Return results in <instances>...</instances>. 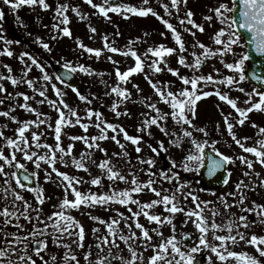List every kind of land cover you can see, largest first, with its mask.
<instances>
[{
  "label": "snow or ice",
  "instance_id": "obj_1",
  "mask_svg": "<svg viewBox=\"0 0 264 264\" xmlns=\"http://www.w3.org/2000/svg\"><path fill=\"white\" fill-rule=\"evenodd\" d=\"M85 2L94 9H98L99 13L103 14L106 18L109 12L119 13L128 18V14H135L140 17H147L149 14L156 17L167 30H170L172 38L177 45V48L167 47L163 44L157 47H149L147 52L144 54L147 56L149 53L153 59L147 64L148 72H144L145 64L144 60L135 50L128 47L127 51L119 49L113 46L109 42L107 35L103 36L104 47L112 53H120L124 56L131 55L135 58L134 66L128 68L124 72H121L119 68H116V76L119 82L128 83L129 77L136 73H144L145 79L153 89L154 94L158 98L159 102L170 106V112H163L156 102H152L151 97L140 99L136 101L148 109H151L154 115L142 114L144 119L138 126L137 131L142 135H130L128 131L121 125L107 121L103 113L92 108L85 110L86 118L88 123H82V117L78 114V111L70 107L65 102V95L55 83L51 84L52 89L55 92L57 99H48L46 95V85L37 88L36 82L33 79L26 78L28 73L31 71V67L35 66L40 69L42 73V80L49 82L52 77L44 71V67L37 60L36 57L28 52H24L20 55L19 59L24 67L21 70V75L16 77L12 75V69L9 65H4L9 73L7 76L0 73V81L8 80L13 86L18 84H26L31 89L34 95L29 96L24 92H16L15 96L12 93H7V98L15 100L16 97H22L23 103H20L19 108L26 112L33 113L37 117L35 120H24L18 121L17 117L11 115L15 111V107L10 105L7 110L0 111V117H6L12 122L17 124L14 129L15 138L12 136H6L4 128H7V124L0 126V138L3 139L4 144L0 145V175L4 177L15 178V183L20 189H25L35 194L34 199L36 206L33 205L24 198L21 192L11 187L10 181L4 179L3 187H0V199L5 204L0 208V264H37V259L40 264H57V255L48 252L49 238L51 239L52 245L57 248H64L65 251L60 257V264H79L77 255L72 250L71 244L74 243L77 248H84L85 240V229L84 226L70 214V210H79L83 205L85 208H96L101 207L108 210L114 205H120L127 209L130 214L128 216L125 213L120 212L119 209L113 208L115 215L108 220H104L101 217L95 215H89V218L100 224H104L106 227L107 235L97 237V247L111 246L119 248L117 241L123 242L128 246L130 258L125 259L120 256H112L111 247L109 248L108 256L98 257L96 264H110V258L118 259L121 264H140L143 262V252L141 249L146 250L151 247L153 255L148 258V264H193L194 255L201 251V248L209 249L214 253L217 259L221 262H226L230 258H236L243 264H260V261L255 257L249 256L244 252H235L228 250V243L235 245L240 241L245 240V234L238 231L240 227L249 228L257 223V220L249 221L246 215H239L238 217L230 209L233 206L244 205L247 199L246 190L254 191L257 186L264 187V180L259 182V185L255 183L245 184L243 180H240L235 184L236 191L221 194L217 199L220 207L212 206V201L200 200L199 196L195 194L194 190L189 189L188 181H181L180 172L173 171L177 167L175 161H171V167L167 170H160L159 172L153 171V167L156 161L152 157L147 159L137 156L138 165H147V168H136L133 169L131 165V158L126 150V144L122 143L118 136L123 137V140L130 142L134 147L136 153L142 151V142L144 139L143 134H147L149 137L152 136L150 131L152 126H155L165 137H169L168 143L170 146L175 148H182L185 139L191 144V148L188 149L187 154L184 155L183 160L180 162V169L185 172H199L204 166L205 158L207 157L210 163L208 164V176H214L218 171L226 169L229 164H234L238 159L242 165H246L249 170L253 169V160L247 159L245 156L240 155L233 157L220 152L216 148L217 141H212L211 145L207 140H197L193 137V130L202 133L205 137L208 136V130L205 127H197L193 123V118L196 115L197 102L203 98L215 95L220 101L226 102L231 106L232 109L238 114V118L235 119V123L230 119L231 113L224 116V123L228 131L229 136L238 145L243 152L253 154L256 157V161L264 166V139L257 141L254 146H246L243 141L249 139V137L237 138L234 131V127L244 125L248 119V114L256 111H264V90H258L253 88L251 92L246 93L247 99L244 104L250 105L248 107H239L238 98H230L227 92H221L219 88H215L213 91H206L200 85H238L240 82L245 81L248 77L245 75V62L249 61V52L245 51L239 54V58L234 62L225 63L223 56L226 53H231L236 56L234 52V46L243 47L244 44L249 45L257 54L264 56V0H232L231 6L228 3L221 2L213 9H210L213 15L205 16L203 19L212 21L213 17L219 21L222 25L213 36V43L217 46L212 48L206 46L204 43L194 41L191 45L193 49L199 48L202 51L197 54L195 51L191 53L193 60L188 61L185 53L188 51L185 41L182 38L181 32L169 21L165 19L153 7L149 5V0H142V5L139 7L131 5H109V0H104L103 5L94 3L93 0H85ZM4 5L10 7L11 10L15 11L21 6H37L39 5L44 10L50 8V5L46 0H2ZM187 0H170V7L168 3L161 2V7L164 12L170 17L172 15L171 9H175L177 13L180 12L181 4L186 5ZM68 9L67 4H59L55 8L57 19L60 23L54 24L53 29L56 30V34L52 35V39L55 40L58 36H71L70 28L67 26L70 21L66 15ZM72 11L80 17L85 19V15L82 14L78 8L73 7ZM193 13L191 10H186L183 18L179 19L180 25H191V27H184V31L191 34L193 37L196 36V32H204L202 24L196 23L192 19ZM4 18V12L0 9V21ZM17 23H22L19 17L16 18ZM63 25V27H61ZM90 27L92 33L96 32L95 27ZM247 32L249 37H246L242 43V32ZM3 29L0 28V33ZM117 35L119 33L117 32ZM145 35H148L145 33ZM161 36L165 33L161 32ZM139 39V38H137ZM37 42L41 44L42 48L51 50L49 44L43 42L40 37L36 38ZM0 41H3L5 47L0 54L7 55L8 57L13 56V52L7 47L13 43L12 40L5 38L3 34H0ZM19 43V41H15ZM134 41H129V45L133 44ZM78 47L87 52L88 54H94L95 57L99 58L102 55L101 49H93L87 47L82 42L77 41ZM177 55V64L183 68L190 69L192 75H181L179 68H173L168 66L170 61L168 57L171 55ZM221 57V63L224 67L238 74V80L235 76H226L219 78L211 73L207 75H197L202 66L212 57ZM27 57V61H25ZM111 61V56L108 57ZM30 62V63H29ZM116 63V62H113ZM64 67L69 71L65 73V76H70L79 69L80 72L92 74V71L84 65L73 66L71 63L66 62ZM167 71L173 76H176L182 84L185 86L182 89L173 92L168 82H161L159 80H153L150 73H161ZM215 72H219L218 69H214ZM99 75H103L100 73ZM253 78L258 82H264V76L253 74ZM55 79L61 84H66V80L61 76H56ZM103 82V81H102ZM190 86V87H188ZM67 87H72L71 84H67ZM137 92L141 91L138 85L133 84ZM76 93L80 101H84L87 104H91L92 101L85 95L72 88ZM238 90L242 93L245 92L243 87H238ZM7 89L3 83H0V93H6ZM115 94L118 99L111 105V110L116 117L130 116V112L125 107L123 111L119 108L125 102L131 100L132 93L126 88L121 87L118 83L116 86L110 88V91L105 92V95ZM39 95L40 100H36L35 96ZM258 97V100L253 101L252 97ZM33 100L36 104L47 103L49 107L57 112V119L54 125L48 123V119L45 113L40 112L37 108L33 107L28 101ZM4 104V99L0 98V105ZM95 117V121L92 118ZM171 119L175 125L180 126L179 133L177 131H170L167 126V121ZM45 126L47 129H51L53 132L54 144H49L46 141L42 142L41 138L45 136V132L39 131L41 126ZM79 125L85 133L90 126L95 127L98 130V135H73L65 137L72 141H80L85 145V150L79 154V157L73 155L74 143H68L66 146L62 143V132L63 129L71 126ZM253 127L257 125L253 122ZM36 128L37 131L31 132V142H29L26 133L30 128ZM217 125V129H218ZM111 131L112 135L109 137L108 132ZM259 134L264 135V127H259ZM111 139L120 148V152H113L112 156H108L107 150L101 146L100 141H106ZM157 146L148 144L147 147L156 156H159L161 151L166 152L168 149L165 148L163 141H157ZM211 147V153H206V147ZM7 147L10 152L6 154L4 148ZM44 149L43 153L38 150ZM100 151L104 153V159L97 162L93 159V152ZM17 152H19L23 159L31 161L37 169L40 168L41 162L48 165L51 171L44 169L45 180H52V174L55 173L57 180V186L63 188L64 196L54 208L57 210L53 211L49 215L43 214L42 205L46 202L49 197L44 195L42 186L37 184L35 187H29L28 185L21 182L20 176L16 172H7L6 166L15 167L17 169H24L25 165L17 160ZM112 157H117L124 160V164L119 167L113 163ZM64 165L65 167L72 166L77 170H82L85 173L89 172V165H95L100 170V173L96 176H91L90 179L85 181L82 177L69 175L66 172L60 171L56 165L57 163ZM127 166V174L124 172V167ZM144 172L148 176V179L142 181L140 173ZM33 175H37L33 173ZM231 173L228 172L227 176ZM244 176H250V172H244ZM259 176V173H255ZM24 180H28L29 177L25 175ZM109 181V190L101 191L99 193L92 192H81L78 186L82 183H88L92 186H98L103 188V180ZM116 182H123L128 185L124 189H118L113 185ZM167 182L171 185V188H164L163 183ZM175 182V183H174ZM228 178L223 180V183L228 184ZM185 189H189L185 191ZM150 192L155 198L149 201H142L139 197L145 192ZM203 191V189H201ZM69 192L72 193L73 199L68 198ZM215 195V193H213ZM191 198L195 204V208H189L185 211L184 205L181 204V199L185 202ZM228 197H237L233 201H229ZM132 205L136 206L134 211ZM252 207H242L241 212H252L255 217L258 218L259 223L264 224V204H256L252 202ZM162 207L161 213L151 211L156 207ZM220 208H222L229 219L226 224H220L216 222L215 217L220 215ZM208 209L211 212V222L209 223V217L204 215L205 210ZM167 213V215H164ZM183 213L186 217L184 223L188 222V219H192V223L199 232L198 243L189 248L187 251L182 250L181 241L189 239L191 233L182 234L180 240L175 235L176 226L173 223L175 214ZM144 217L149 224L155 223L157 227L147 228L143 223L140 222V217ZM131 219L132 223H129ZM23 221V223L21 222ZM123 222V228L120 227ZM30 224L31 227L27 228L26 225ZM169 225L172 230V235L167 238L163 237V233L159 231V228ZM11 226L16 231H7L8 227ZM133 226L137 231L133 230ZM223 228L228 229V235H217V231ZM233 229H237L236 235H232ZM93 234L99 231V229H92ZM211 232L212 239L219 241V244L210 243L208 234ZM154 233L161 237V242L158 245L152 244ZM71 243L66 242L69 238H73ZM140 243L137 244L136 242ZM248 244L256 247L257 251L261 256H264V235L257 236L252 234L250 238L246 240ZM91 246L89 250L83 254V259L87 262L91 253ZM48 255L46 260L44 255ZM35 257V259H34ZM211 257H209V264Z\"/></svg>",
  "mask_w": 264,
  "mask_h": 264
},
{
  "label": "flooded vegetation",
  "instance_id": "obj_2",
  "mask_svg": "<svg viewBox=\"0 0 264 264\" xmlns=\"http://www.w3.org/2000/svg\"><path fill=\"white\" fill-rule=\"evenodd\" d=\"M120 1H121L120 5H131V6H136V7H139L142 5V0H120ZM93 2L103 5L104 0H93ZM161 2L168 3L169 7H170V0H149V5L151 7H153L154 10L156 12H158L161 16H163L165 19H169V21H174L173 25L177 28L178 31L181 32L182 38L184 39L186 47L188 48V51L185 53V55H186L189 62H191L193 60V57L191 56V53L193 51H195L197 54H199L202 51L199 48L193 49L191 47V45L194 43V41L202 42L206 46H209L212 48L217 47L213 43V36H214L215 32L220 27H222V25L219 23L218 20H216L215 17H213L212 21H207L203 18L205 16L213 15L212 12L210 11V9L215 8L221 2L228 3L231 6L232 0H187L186 5L181 4L179 13H177L175 9H171L172 15L170 17L168 16L167 13L164 12L163 8L161 7ZM64 4L68 5L66 15L69 17L70 20L71 19H73V20L79 19V21L82 20V19H80V17H78L72 11L73 7L78 8L79 11L82 14H84L86 18L88 15L90 17H92L93 15L104 16L103 14L99 13L98 9H94L90 5H88L85 2V0H67V2ZM0 9L3 10L4 15H5L6 14V12H5L6 7L3 5L2 0L0 1ZM9 9H8V11H9ZM186 10H191L193 13L192 19H194L196 23L202 24L204 27V32H202V33L196 29H193V31L196 32L195 37H193L191 34L184 31V27L190 28L191 25H183L182 26L179 23L178 16L180 18H183ZM110 14L113 16L122 18V19H128L129 20V24H128L129 27H130L131 23L135 20L136 17L140 18L141 23H142V27H140L138 29L139 30L142 29V32L138 31L137 33H134V34L131 32L129 34V36L131 38L128 39V42L132 41V38H135V37L141 39V36H142V38H144L143 46L141 47V52L143 53V55L147 52V49L149 47L154 48V47L159 46L157 41L158 40L160 41V39H162L165 42H169L171 47L177 48V46L173 45L170 42V38L172 36L170 30H167L166 28H164V25L156 17L152 16L151 14H149L147 17H140V16L135 15V14H128V18H125L124 15L119 14V13L112 14V12H111ZM18 15H19V18L22 21V23H17L16 19L10 22V19H12V18H10V16H12V14H10V12H8L6 14L4 22H8V25H7L8 27H7V29L4 28L2 33H0V34H3L5 37L14 36L15 40L19 41L18 44L22 46V50L19 52V54L15 55L14 57H8L7 61L4 60V62H3L4 64L1 68V71L6 70V73H7V69L4 67V65H9V64L15 68H19V67L23 68L24 65L21 63L19 57L22 53L28 52L37 58V60L44 67V71L47 72L50 77H52V80L49 82L43 81L42 80V73H41L40 69L36 68L35 66L31 67V71L28 73V76L26 78L33 79L36 82V85L38 83H42V85H46V88H47L52 83H55V84L57 82L60 83L59 81H57L55 79V77L58 76L55 69H54L55 65H59V66L64 67L65 63L68 62V63H71L73 66L84 65L85 67H87L85 65V63L83 62V60L82 59L80 60V57H78V55H76V57H73V55H71L69 53L68 45L66 43H64L63 41H61V44H62L61 51H55L53 49V43L55 44V42L58 41V39L53 40L51 38L53 34L51 31L50 25H51V22L53 20H51L50 18H47V19L44 18L45 20L41 21V19L44 17V15H40V14H39L40 18L39 17L35 18L36 16H33L35 19H33V17L29 18V19H23V18H21L20 13H18ZM52 15L54 17H56V13H51L49 16H52ZM55 19H57V18H55ZM24 20H27V21H24ZM24 22H27L26 25L29 26L30 28H26V25H24L25 24ZM161 32L165 33V35L161 36L160 35ZM145 33H147L148 35H145ZM136 35H139L140 37L136 36ZM37 37H40L43 42L48 43L51 50L49 51V50L42 48L41 44L38 43L36 40ZM245 38L246 37L242 36V38H241L242 43L245 40ZM72 43H73L72 39H71V41L68 40L69 48L73 49ZM245 51L248 52V45L247 44H244L243 47L234 46V52L237 53V55L233 56L231 53H226L223 56V60L225 63L234 62L236 59L239 58V54H242ZM57 55L63 56V58H65V61L57 58ZM144 57H145L146 61H148V62H151V60L153 59V57L150 53L147 56L144 55ZM14 58H17V65L16 66H15V63L13 61ZM9 60H10V63H9ZM168 60L170 61L168 66L173 67V68H179L181 75L191 76L193 74L190 69L183 68L177 64V55L176 54H173L170 57H168ZM25 61H27V57H25ZM247 67H248V61L245 62V75H246V77H248ZM214 69H218L219 72L218 73L215 72ZM209 73H211L214 76H218L219 78H223V77L231 75V76H235L236 79L238 80V74L234 73L233 71H231L227 68H225L223 63H221V57H219V56L212 57V58L208 59L207 62L202 66L200 72L196 73V74L197 75H200V74L207 75ZM74 74L83 83V87H84L85 91L84 92L79 91L80 94L85 95L86 97H88V96H90L92 98L95 97L94 95H91L89 92L87 82L90 83L89 82L90 79L87 78V73L80 72L79 69H77V71L74 72ZM159 76H160V80L162 83L163 82L171 83L170 81L178 80V82H180L182 84V82L176 76L171 75L166 70L162 71L161 73H158L157 80H159ZM62 85H63L64 89L66 90L64 93H66L65 96L67 97L64 99L67 103L71 104L72 95L74 97H77V95L72 90V87L71 88L67 87V83L62 84ZM200 86H202L204 88V90H206V91H213L214 87H215V88H219L221 90V92H227V94L230 98H238V106L239 107L250 106V105L244 104V101L247 99L246 93L251 92L253 88H257L258 90H264V88H259L257 85H255L249 79V77L245 81L240 82L238 85L228 86V85L217 84L215 86H213V85H207V86L200 85ZM183 87H185V86L183 85ZM238 87H243L245 89V92L244 93L240 92L238 90ZM16 89L20 90L19 87ZM0 97H4V93H0ZM98 97L99 96L96 97L97 100H98ZM2 99H4V104L0 105V111L7 110V108H6L7 105L8 106L10 105L9 100H7L6 98H2ZM252 99H253V101H256V100H258V97L253 96ZM132 102L133 101L131 100L129 102V106H125V107L127 109H130L131 106H134V104ZM197 103H201L203 105L208 104L207 108L196 109V115L193 118V123L197 127H205L208 130V136L205 137L202 133H199V132H196L193 130V137L196 138L197 140H200V141L207 140L209 142V145H211L212 141H217V143L215 145L216 148L220 152H222L226 155L233 156V157H238L240 155H243L247 159L253 160V169L252 170H249L246 165H242L240 163V161L237 159L234 164H229L226 166V169H223V171H225V173H220V171H221L220 170L212 177H209L207 173H203L202 168L200 169L199 172H195V171L185 172L182 169H180V167H179L181 161L173 160V159L169 158L167 155H169L168 152H170L172 154L180 153V149H183V152L186 153V149L188 151V149H190L192 147L191 144L189 143V141L186 138L184 143H183L182 148L178 149V148L172 147L168 143L169 137H165L155 126H152L150 129V131L152 133L151 137H149L146 133L143 134L144 139L142 142V148L147 147L148 144H152L153 146H157V144H156L157 141H163L165 148H167L168 150L166 152L161 151L160 155L156 156L154 153H152V151L150 149H148V151L151 152V155L146 156V157H141V158L147 159L148 157H152L156 161V164L153 167V171H156V172H159L160 170H167L168 168L171 167V161H175L177 167L174 168L173 171H179L180 172L181 181H188L189 182V189L194 190L195 194L198 196H199V192H201V189H203L202 192L207 194L208 196H210V199L206 200V201H212L213 202L212 205H209V206H211V207L216 206L219 208L220 205H219V201L217 198L221 194L236 191L235 184L237 182H239L240 180H243L245 184L255 183L256 185H259V182L261 180H264V166H261V164L256 161V157L253 154L243 152V150L238 145L235 144V142L232 140L231 136H229L228 131L226 129V125L224 123L223 117L228 115L229 113H231L230 119L232 120L233 123H235V119L238 118V114L235 112L234 109L231 108L230 105H228L224 101H220L219 98L215 95H211L209 97L203 98L200 101H198ZM75 105L77 107H79V106L81 107L79 102L78 103L76 102ZM80 107H79V109H80ZM140 109H141V114L142 113L148 114L151 111V109H148L146 106H143ZM20 111H21L20 108L19 109L15 108V111H13L11 113V115L18 117L17 113H20ZM153 115H154V113H153ZM35 117L36 116L34 115V120L37 118V117L36 118ZM22 118H23V115L20 114L19 119H21V120H19V121H24V120H22ZM7 119L8 118H6V117H0V126L7 124V128L3 129L5 132V135L13 137L14 136V129L17 127V124H15L14 122H10ZM253 122L257 125V127L252 126ZM166 123H167V126L169 127L170 131H177L179 133V131H180L179 125H175L174 122L171 121V119H169ZM217 125L219 126L218 129H217ZM259 127H264V111L254 110L253 112L248 114V119L245 121L244 125L235 126L234 131L237 135V138L249 137L248 140L243 141L246 146H254L257 144L258 140L264 139V135L259 134V131H258ZM39 131L45 132V136H43L41 138L42 142L46 141L49 144L55 143V141L49 139L50 133L53 134L52 132H50V129H47L45 126L42 125L40 127ZM127 131L130 135H142V133H140L138 131L133 132V130H131V129H128ZM110 135H112V132H111V134H109V137H110ZM2 142H3L2 143V145H3L4 144L3 139H2ZM62 143H63V145L66 146L68 143H72V142L71 141H63ZM99 143L101 144V146L103 148H105L107 150L108 156H110V157L112 156L113 152H119L118 146L112 140H111V142L106 140V141H100ZM131 148L135 151L134 146ZM206 149L211 151L210 146L206 147ZM84 150H85L84 146L76 147V149L74 147L73 148V155L76 157H79V154ZM4 151L6 154H9V152H10V150L7 147L4 148ZM38 151L40 153H43L45 150L40 149ZM128 153H129V156L131 158V165H132L133 169H136L139 167L147 168V165H138L137 159H136L137 156H135L136 153H133V152H128ZM104 158H105L104 153H102L100 151H98V152L94 151L93 152V159H95L97 162H99L100 160H102ZM17 160L20 163H22L23 162L22 155L17 156ZM112 161L118 167L125 163L124 160L119 159L117 157H112ZM57 165H61L63 168V171L68 173L69 175L82 177L83 180H85V181L90 179V176L87 177L89 172L85 173L84 171L77 170L72 166L65 167L64 165L60 164L59 162L57 163ZM57 165H56V167L58 168ZM90 166L91 165H89V168H90ZM11 168H12V171L15 172V167H11ZM44 169H48V171H51V169L48 167V165L46 163L41 162L40 168L39 169L36 168L35 172H32V171L31 172L37 174V175H35L37 184L42 186V188L44 190V195L46 197L50 198V199H47L46 202L41 206L42 210H43V214L49 215L53 211L57 210L56 208H54V205H57L63 196H62L60 191H58L59 193L56 192V189L53 188L54 185L49 186L51 184H54V182H55V179H56L55 173L52 174V180H50V181L45 180L44 179V176H45ZM123 170H128L127 166H125ZM246 171L250 172V176H244L243 175L244 172H246ZM228 172L231 173L230 176H227ZM99 173H100V170L95 167L93 172H91V176H96ZM255 173H259L260 175L257 176V175H255ZM225 178H228V180H229L228 184H226V185L224 184V186L222 188L214 190V191L208 190L206 188V185L203 183L204 179H214V180L217 179V180H219V179H225ZM140 179L141 180L142 179L147 180L148 176L145 175L144 172H141L140 173ZM43 180L46 182L44 185L42 184ZM109 183L110 182L107 181V179H104L103 180V188H100L98 186H92L88 183H82L78 186V188L81 192H87L89 190H91L92 192L97 191V193H99L101 191L106 192L109 190ZM113 186L114 187L116 186V188L120 189V183L119 182H116ZM166 188H171V185L167 184ZM189 189H185V191H187ZM213 193H215V195H213ZM33 195L35 196L34 193H33ZM246 196H247V199L245 200L244 205H241L239 207L233 206L230 209V211L234 212L237 217L239 215L243 214V215H246L248 217L249 221L257 220V223L254 226H252V229L257 230V231L250 230V233L251 234L255 233L258 236L264 235V224L259 223L258 218L255 217L254 213H252V212H243L242 213L241 212L242 207L246 206L248 208H251L253 206L252 205L253 201H255L256 204H264V187L257 186L254 191L246 190ZM73 198L74 197L70 192V198L69 199H73ZM228 199L231 202V201L237 199V197H228ZM35 206H36V203L33 204V207H35ZM187 207L188 208H194V204L190 198L187 200ZM113 208L119 209V211L122 210V212L125 213L126 216L130 215L127 212V209L125 207H121L120 205H114L111 208H109L108 210H105L104 208H101V207L85 208L83 205L81 206V208L79 210H76V209L70 210V214L72 216H74L84 226V229H85L84 248H77L74 243L71 244L72 250L77 255V259L79 260V264H96V260L98 257L108 256L109 248L111 247L110 245L109 246H101L99 248L97 247V237L107 235L106 227L104 224H100L96 221L91 220L89 218V215H95V216L101 217L104 220H108L109 218H111L115 215ZM132 208L136 210V207H134V205H132ZM221 209L222 208H220V210ZM161 212H162V209L157 211L156 213H161ZM179 214H181V213H179ZM185 219H186V217L182 215V216L177 218V221H175V226H176L175 235H176L178 240H180L182 234L191 233L190 228L188 226V223H186V224L184 223ZM220 219L222 220V222L219 221L220 224H226L229 217L223 211L222 217ZM189 220H191V219H189ZM21 222L23 223V221H21ZM140 222L143 223L145 225V227H147L149 229L152 228L151 224H149L146 220H143L141 218ZM130 223H132V221ZM26 227L30 228L31 225L28 224V225H26ZM120 227L123 228V222H121ZM155 227H157V225ZM94 228L99 229V231L96 232L95 234H93V231H92V229H94ZM240 228H244V227H240ZM133 230H135L134 226H133ZM7 231L13 232V231H16V229L9 226ZM137 231H138L137 234L139 235V230H137ZM159 231L162 232L161 227L159 228ZM168 233H169V231L167 232V234ZM150 234L153 235V239H152L151 243L158 245L161 242V237L155 235L154 233H150ZM171 234H173L172 230H171ZM231 234H234V231H232ZM163 237L167 238L168 235H167V237L166 236H163ZM73 239H75V237L69 238L66 242L71 243V241ZM117 243L119 244V248L111 247L112 256L113 257L120 256V257H123L125 259L130 258L128 246L125 245L123 242H120V241H117ZM136 243L139 244L140 242L137 241ZM197 243H198V240L195 239L191 235V237L189 239H184L181 241L182 250L187 251L189 248L195 246ZM89 246H91L90 250H91L92 255L89 256V260L86 262L83 259V254L89 250ZM64 251H65L64 248H57L54 245H52L51 239L49 238L48 252L54 253L57 255V258H58L57 264H60V257H62ZM141 251L143 252V258H144L142 264H148V258L151 255H153L152 248L149 247L146 250L141 249ZM42 255H44L46 260L48 259L47 254L42 253ZM193 255H194L193 264H209V257L214 256V253L207 251L204 248H201L200 252L195 253ZM201 257H203L205 260L203 263H201ZM34 259H35V257H34ZM214 263L215 262H212V264H214ZM37 264H40V261L38 259H37ZM70 264H74V262H70ZM110 264H121V261L118 259L110 258ZM137 264H140V262L138 261ZM161 264H163V262H161Z\"/></svg>",
  "mask_w": 264,
  "mask_h": 264
},
{
  "label": "rangeland",
  "instance_id": "obj_3",
  "mask_svg": "<svg viewBox=\"0 0 264 264\" xmlns=\"http://www.w3.org/2000/svg\"><path fill=\"white\" fill-rule=\"evenodd\" d=\"M46 2L50 5V8L47 9V10H44L39 5H37V6H34V7H32V6H21L19 9L13 11V10L9 9L10 8L9 6L4 5V4L3 5L6 7V11H5L6 14L8 12H10V14H12V16H10V18H12V19H10V22L15 20L17 17H19L18 13H20L21 18H23V19H29V18H32L33 16H36L35 18H37V17L40 18V15H44V17L41 19V21L45 20L47 18H50L53 21L55 20L54 22L52 21L51 25H50L52 34L54 35V34H56V30L53 29V25L60 23V20L55 19V17L53 15L52 16H49V15L51 13H55V8L60 3L61 4L62 3L63 4L66 3L67 0H46ZM8 9H9V11H8ZM110 13L111 12L108 13V17L107 18L106 17L102 18L100 16H95V19H93V18H90V16L88 15L87 19L85 18V19L80 20V21H79V19H75V20H73V19L70 20L69 19L70 23L67 26L70 28L71 36H62V35L58 36V38H57L58 41L55 42V44L53 43V49L55 51H61V48H62L61 41H63L64 43H66L68 45L69 53L71 55H73V57H76V55H78V57H80V60L82 59L83 62L85 63V65L87 66V68H89L92 71L91 75H89L87 73V78H89L90 79L89 82H91V83L87 82V85H88V88H89V92H90L91 95L95 96L93 98L88 96V98L92 101V103L91 104H87L84 101H80L78 96L74 97L73 95L71 97V104L68 103L70 107H73V108H75L78 111V114L82 117V123H88L89 122L87 120V118H86L85 110L87 108H92L93 110H98L101 113H103V116H104V118L107 121L115 123V124H119V125L123 126L126 130L131 129L134 132V131H137L138 126H140L141 122L144 119V115H142V114H147V113H142L141 114V109L140 108L143 107L144 105H142L140 103H137L136 101H138L140 99L147 98V97H151L152 98V102H156L157 106L163 112H170L171 109H170L169 105H165L164 103L158 101V98L154 94L153 89L150 87V85L148 84V81L145 79V75H144L143 72L142 73H136V74H133L132 76H130L129 77V82L126 83V84L123 83V82H119L118 81V77L116 76V71H115L116 68H119V70L121 72H124L128 68L134 66L135 58L132 57L131 55L124 56V55H122L120 53H112V52H110L107 48L104 47L103 36L107 35L109 37V42L110 43H112V40L116 41L117 39H120L122 42H124V40H128V39L131 38L130 36H128L131 32L133 34L137 33L138 31L142 32V29L141 30L138 29V28L142 27V23H141L140 18L136 17L135 20L131 23V25L129 27L128 26V24H129V20L128 19H122V18L119 19L116 16H111ZM6 14L4 15L3 20L0 21V28H2V29H4V28L7 29V27H8L7 26L8 22H4ZM112 14H116V13L113 12ZM35 18L33 17V19H35ZM24 21H27V20H24ZM125 22L127 23V25H124ZM170 22L172 24L174 23V21H170ZM24 23H25L24 25L27 24V22H24ZM89 26L95 27L96 28V32L92 33L90 31V27ZM61 27H63V25H61ZM26 28H30V27L26 25ZM164 28H165V26H164ZM117 32L119 33V35H117ZM136 36H139V35H136ZM5 38L8 39V40H12L13 41V43L11 45H7L9 47V49L13 52V56H11V57H14L15 55L19 54V52L22 50V46L19 45L18 43H15L16 40H15L14 36H7ZM67 39L70 40V41L72 39V41H73V43H72L73 49L69 48V44H68V40ZM77 41L82 42L87 47H91L93 49H101L102 50V55L99 58H97V57H95L94 54H88L87 52L82 50L80 47H78ZM132 41H134V43L131 44L130 47L133 50H135L137 52V54L140 55L141 58L144 60V64H145L144 72H148L147 64H149L150 62L146 61L143 53L141 52V47L143 46L144 38H142V36H141V39H137V37H135V38H132ZM157 42H158V45L163 44V45H165L167 47H171L169 42H165L162 39H160V41L158 40ZM170 42L173 45L177 46L175 44L172 36L170 38ZM4 47H5V45H4L3 41H0V52H2ZM115 47H117L119 49H122V50H125V51H127V49H128V47L125 48V45L123 46V44H121L120 41L116 42ZM109 56H111V58H112L111 61L108 59ZM57 58H59L60 60L65 61V58H63V56L57 55ZM4 60L7 61L8 60V56L4 55V54H0V73H2L5 76H7L9 73L8 72L6 73V70L1 71V68H2V66L4 64L3 63ZM13 61H14L15 66H16L17 65V58H14ZM113 62H116V63H113ZM9 63H10V60H9ZM9 66L12 69V73H11L12 75H14L16 77H19L21 75L22 67L15 68V67H13L10 64H9ZM100 73H103V75L102 76L99 75ZM150 75H151V77H152V79L154 81L157 80V77H158L157 73H150ZM159 81H161L160 80V76H159ZM170 82L171 83H169V84H170L171 90L173 92H176V91H178V90L183 88V84L178 82V80H173V81H170ZM0 83H3L5 88L7 89V92L4 93V97H0V98H6L7 100H9L10 105H12V106L14 105L15 108L19 109L18 105L20 103L24 102L22 97H16L15 100H10V99L7 98V93H12L13 96H15L16 92H24V93L28 94L29 96L34 95L33 91L31 89H29L26 84H18L17 86H13L6 79L3 80V81H0ZM118 83L120 84L121 87H126L132 93L131 99H133L132 103L134 104V106H131L130 109H128V111L131 114L130 116H123L122 115L120 117H116L114 115V113L112 112V110H111V105L114 102V100L116 101L118 99V97L115 94L105 95V92L110 91V88L113 87V86H116ZM133 84L138 85L139 89L141 91L137 92L136 88L133 87ZM56 85L63 92L66 91L62 84L57 82ZM42 86H44V85H42V83H38L36 85L37 88H40ZM18 87L20 88V90L16 89ZM46 95H47L48 99H57V97L55 96V92L52 89L51 85H49L46 88ZM97 96L100 97V98L98 97V100L96 99ZM64 98H67V97L65 96ZM35 99L36 100H40L41 97H39V95H36ZM130 101H127V102H125V104L121 105L119 110L123 111L125 106H129V102ZM76 102L77 103L79 102V104L81 105V107L79 106L80 109H79V107H77L75 105ZM28 103L31 104L33 107L37 108L40 112L45 113L46 116H47V119H48V123H51V124L54 125L55 120L57 119V112L54 109H52L51 107H49V105L47 103L36 104L35 101H33V100L28 101ZM207 105L208 104L203 105L201 103H197L196 109L207 108L208 107ZM9 106L7 105L6 108L8 109ZM20 110H21L20 113H17L18 114V117H17L18 121L21 120V119H19V115L20 114L23 115L22 120H26V119L27 120H34V115L35 114L33 115L32 113L23 111V109H21V108H20ZM148 115H153L152 110L148 113ZM7 120L12 122L9 119H7ZM92 121L93 122L95 121V117L92 118ZM32 131H37V129L32 127L26 133V136L28 137L29 142H31V132ZM50 132H52L51 129H50ZM65 134H67V136L85 135V134L88 135V136H92V135H98V130L95 127H93V126H90L88 128V130H87V133H85L84 130L79 125L71 126V127H67L66 126L63 129V132H62V142L63 141H70V140H68L65 137ZM109 134H111V131L108 132V135ZM13 138H15V135L13 136ZM49 139L54 141L53 134L50 133ZM118 139H120L122 143L126 144L127 152L136 153V151H134L131 148V147H133V145L130 142L124 141L122 135L118 136ZM107 141L111 142V139H108ZM2 143H3L2 139L0 138V145H2ZM72 143H74L75 149H76V147H79V146H84L85 147V145H83V143L80 142V141H75V142H72ZM118 149H119V152H120L121 150H120L119 147H118ZM148 149H149L148 147L142 148V151L139 154L136 153L135 156L139 155L140 157H146V156L151 155V152L148 151ZM96 152H98V150ZM168 153H169V155H167V156L169 158H171L173 160H176V161H182L184 155L187 154V149H186V153L183 152V149H180V153H177V154H172L170 152H168ZM19 155H21V154L19 152H17V156H19ZM22 163L25 165V168L27 170L35 172L36 167L31 161H27V160L23 159ZM57 166H58V169L60 171L64 172L61 165H57ZM94 169H95V165H91L90 168H89V173L93 172ZM6 171L9 172V173L13 172L12 168L8 167V166H6ZM127 171L128 170H124V172L126 174H127ZM88 176H89V174L87 175V177ZM4 179H8L10 181L11 187L16 189L17 191L21 192V194L24 196V198L26 200H28L32 205L36 203L33 193H31V192H29V191H27L25 189H20L18 187V185H16V183H15V178L11 177L10 175L8 177H4V176L0 175V187L4 186V184H3ZM56 180H57V177L55 179L54 184H51L49 186H53L54 185L53 188L56 189V192L60 191L62 196H64V192L62 191L63 188L61 186H57ZM145 180L146 179H142V181H145ZM45 183L46 182L43 180L42 184L44 185ZM119 183H120V189H124V188H126L128 186V185H126L123 182H119ZM167 184H168L167 182H164L163 183V187L166 188ZM68 198H70V192L68 194ZM139 198L142 201H149V200H151V199H153L155 197H154V195L152 193L146 191L144 194H141ZM199 198H200V200H205L206 201V200L210 199V196H208L207 194H205V193H203L201 191V192H199ZM4 204H5V202L2 199H0V208H2L4 206ZM181 204L184 205L185 211H187V209H189L187 207V201L185 202L183 199H181ZM134 207H136V206L134 205ZM194 208H195V204H194ZM209 208H211V206H209ZM161 209H162V207L158 206V207H156L155 209H153L151 211L157 212V211H159ZM133 210H135V209H133ZM120 211L122 212V210H120ZM223 211L224 210L221 209L220 210L221 214L217 215L215 217L217 223H219V221L222 222V220L220 218L222 217ZM164 215H167V213H164ZM182 215H183V213L175 214V217L173 219V223L175 224V221H177V218L182 216ZM204 215L206 217H209V223H210L211 222V212L208 209H206L205 212H204ZM141 218L143 220H146L142 216H141ZM192 219H194V217ZM192 219L191 220L188 219L187 223H188V226L190 228L191 235L195 239L198 240L199 239V232L195 228L194 224L192 223ZM130 222H131V219H129V223ZM155 226H156V224L154 222L151 223V227L152 228H155ZM250 228H239L238 231L243 232L245 234V240L244 241H240L239 237H237V240L239 241V243L233 245V244H231L229 242L228 243V250L229 251H235V252L247 253L249 256H252V257H255L256 259H258L260 261V264H264V256H261L259 254V252L257 251L255 246H253L251 244H248L246 242V240L248 238H250L251 235H252L250 233V230H253V229H252V227H250ZM161 229H162L163 236L167 237V235L168 236L172 235L171 234V227L169 225H164V226L161 227ZM135 231H137V230L135 229ZM168 231H169V233L167 234ZM233 231H234V234H232V235H236L237 229H234ZM253 231H257V230H253ZM137 233H138V231H137ZM216 234L217 235H228L229 233H228V230L226 228H223L221 230H218ZM208 239H209L210 243H214V244H219L220 243L219 241H215V240L212 239L211 232H209V234H208ZM261 247H264V245H262ZM204 249H206V248H204ZM206 250L210 251L209 249H206ZM212 262H215L214 264H243V262L238 261L236 258H230L226 262H221V261H219L217 259L215 254H214V256L211 257L210 264H212Z\"/></svg>",
  "mask_w": 264,
  "mask_h": 264
},
{
  "label": "water",
  "instance_id": "obj_4",
  "mask_svg": "<svg viewBox=\"0 0 264 264\" xmlns=\"http://www.w3.org/2000/svg\"><path fill=\"white\" fill-rule=\"evenodd\" d=\"M243 34H245L246 37H249V34L247 32H244V30H241ZM248 52L250 55L249 59V67H248V75L250 79L257 84L258 86H261L264 82H258L253 78V74H258L261 76H264V56H261L257 54L250 46L248 47ZM57 73L59 76L64 78L67 83L71 84L72 87L79 89L80 88V81L73 75V73L70 74V76H65V73H67L69 70L61 68L56 66ZM264 87V85H263ZM206 152V151H205ZM209 153V152H206ZM210 161L208 158H205L203 171L208 172V164ZM224 173V171H222ZM16 173L20 176L21 182L28 185L29 187H33L35 184L34 176L32 174L27 173L23 169H17ZM27 175L29 177L28 180H24L23 177ZM223 180H205L204 182L207 184V187H210V189H216L218 187H222L224 185Z\"/></svg>",
  "mask_w": 264,
  "mask_h": 264
}]
</instances>
